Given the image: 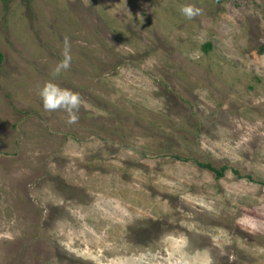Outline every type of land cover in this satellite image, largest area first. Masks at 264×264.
I'll return each mask as SVG.
<instances>
[{
  "label": "rangeland",
  "instance_id": "obj_1",
  "mask_svg": "<svg viewBox=\"0 0 264 264\" xmlns=\"http://www.w3.org/2000/svg\"><path fill=\"white\" fill-rule=\"evenodd\" d=\"M0 264H264V0H0Z\"/></svg>",
  "mask_w": 264,
  "mask_h": 264
},
{
  "label": "clouds",
  "instance_id": "obj_2",
  "mask_svg": "<svg viewBox=\"0 0 264 264\" xmlns=\"http://www.w3.org/2000/svg\"><path fill=\"white\" fill-rule=\"evenodd\" d=\"M199 9L192 5H183L180 12L192 19L199 13ZM63 59L58 63L55 74L58 75L61 70L67 71L71 66L70 42L67 37L64 38ZM38 95L42 101V107L47 112L64 110L67 115V123L74 124L78 121V112L82 103V97L78 92L71 89L62 88L59 85L48 81L39 90Z\"/></svg>",
  "mask_w": 264,
  "mask_h": 264
},
{
  "label": "trees",
  "instance_id": "obj_3",
  "mask_svg": "<svg viewBox=\"0 0 264 264\" xmlns=\"http://www.w3.org/2000/svg\"><path fill=\"white\" fill-rule=\"evenodd\" d=\"M202 165H203L204 168H207L208 170H211L214 173L215 177H220L223 174V170H224L223 166L220 167V168H214V167H212V166H210L209 164H206V163H203Z\"/></svg>",
  "mask_w": 264,
  "mask_h": 264
}]
</instances>
